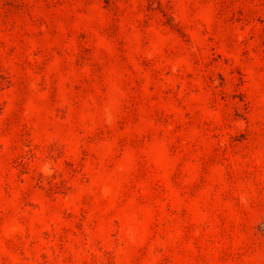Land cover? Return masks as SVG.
<instances>
[{
    "label": "rangeland",
    "instance_id": "1",
    "mask_svg": "<svg viewBox=\"0 0 264 264\" xmlns=\"http://www.w3.org/2000/svg\"><path fill=\"white\" fill-rule=\"evenodd\" d=\"M0 264H264V0H0Z\"/></svg>",
    "mask_w": 264,
    "mask_h": 264
}]
</instances>
